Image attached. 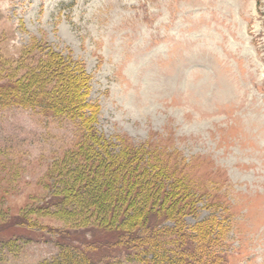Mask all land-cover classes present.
Segmentation results:
<instances>
[{
    "label": "rangeland",
    "instance_id": "rangeland-1",
    "mask_svg": "<svg viewBox=\"0 0 264 264\" xmlns=\"http://www.w3.org/2000/svg\"><path fill=\"white\" fill-rule=\"evenodd\" d=\"M32 45L84 66L105 139L147 145L187 175L197 201L184 231L214 216L224 264H264V0H0V84ZM76 137L68 122L0 107V264L52 260L58 244L138 264L99 244L94 219L53 207L52 167Z\"/></svg>",
    "mask_w": 264,
    "mask_h": 264
},
{
    "label": "trees",
    "instance_id": "trees-1",
    "mask_svg": "<svg viewBox=\"0 0 264 264\" xmlns=\"http://www.w3.org/2000/svg\"><path fill=\"white\" fill-rule=\"evenodd\" d=\"M10 64H4L0 107L60 119L70 123L77 135L76 144L52 167L58 181L53 207L61 211L59 218L81 226L94 219L93 226L101 231L95 236L105 233L99 244L122 249L129 262L225 263L217 254L227 231L224 223L212 216L184 231L183 219L192 214L197 199L191 180L177 163L173 160L169 166L147 145L116 143L98 132L101 109L90 100L91 76L81 63L49 47L32 45L12 62V68ZM94 237L87 240L88 247ZM58 249L57 257L39 264H120L95 262L69 244H58Z\"/></svg>",
    "mask_w": 264,
    "mask_h": 264
}]
</instances>
